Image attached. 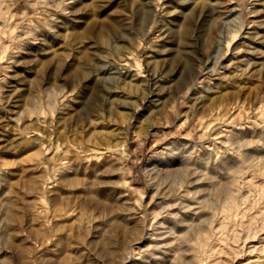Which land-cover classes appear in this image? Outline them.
Wrapping results in <instances>:
<instances>
[{
	"label": "rangeland",
	"instance_id": "obj_1",
	"mask_svg": "<svg viewBox=\"0 0 264 264\" xmlns=\"http://www.w3.org/2000/svg\"><path fill=\"white\" fill-rule=\"evenodd\" d=\"M263 37L264 0H0V264H264Z\"/></svg>",
	"mask_w": 264,
	"mask_h": 264
},
{
	"label": "bare ground",
	"instance_id": "obj_2",
	"mask_svg": "<svg viewBox=\"0 0 264 264\" xmlns=\"http://www.w3.org/2000/svg\"><path fill=\"white\" fill-rule=\"evenodd\" d=\"M192 3V2H191ZM190 4V3H189ZM190 6V5H189ZM187 8V7H186ZM262 25V24H261ZM261 27V26H260ZM102 35V34H101ZM261 39H264V37L263 38H261ZM173 53V50L172 49H168V50H166V57L167 56H169L170 54H172ZM167 60L168 59H166L165 58V60L163 61L164 63H166L167 62ZM169 62V61H168ZM166 67H168V65H165ZM163 67H162V65H161V63L159 62V61H156L155 62V64L153 65V66H151V68H149V74H150V77L151 78H156V77H158L159 75L161 76L162 75V73H163ZM147 95V94H146ZM219 191V190H218ZM174 216V215H173ZM185 228V227H184ZM161 233V232H160ZM165 252V251H164ZM134 264H144L143 263V261L142 262H135Z\"/></svg>",
	"mask_w": 264,
	"mask_h": 264
}]
</instances>
